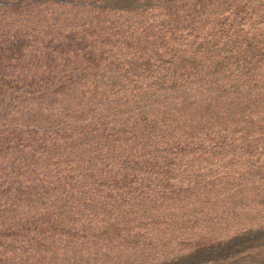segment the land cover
Listing matches in <instances>:
<instances>
[{
	"label": "trees",
	"instance_id": "trees-1",
	"mask_svg": "<svg viewBox=\"0 0 264 264\" xmlns=\"http://www.w3.org/2000/svg\"><path fill=\"white\" fill-rule=\"evenodd\" d=\"M0 264H264V0H0Z\"/></svg>",
	"mask_w": 264,
	"mask_h": 264
}]
</instances>
